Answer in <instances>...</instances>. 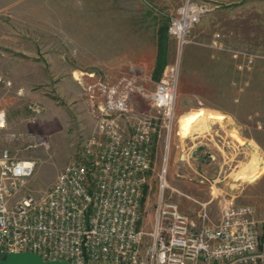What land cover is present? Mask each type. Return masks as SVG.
Returning <instances> with one entry per match:
<instances>
[{
	"label": "rangeland",
	"instance_id": "374dc122",
	"mask_svg": "<svg viewBox=\"0 0 264 264\" xmlns=\"http://www.w3.org/2000/svg\"><path fill=\"white\" fill-rule=\"evenodd\" d=\"M182 1L0 0V102L7 113L0 149L36 159L30 184L43 193L96 126L87 83L135 73L137 90L148 95L166 66L180 59L176 129L197 123L171 138L167 193L191 216L206 202L214 218L225 200L251 205L264 248V0H200L208 11L180 52L168 26ZM141 96L134 93L145 105ZM206 115L221 120L214 130L229 134L217 137L219 146L188 150L191 134L207 128ZM152 153L148 230L164 136L154 137Z\"/></svg>",
	"mask_w": 264,
	"mask_h": 264
},
{
	"label": "built area",
	"instance_id": "2783aa9c",
	"mask_svg": "<svg viewBox=\"0 0 264 264\" xmlns=\"http://www.w3.org/2000/svg\"><path fill=\"white\" fill-rule=\"evenodd\" d=\"M207 11L200 0H183L171 13L168 32L180 52ZM135 77L97 78L86 84L98 114L96 126L84 136L80 154L45 192L36 193L30 184L36 159L0 149V254L32 252L45 261L72 264H264L251 205L225 200L214 218L206 202L191 216L167 193L171 138L179 135L180 59L166 66L148 95L137 90ZM135 92L142 94L145 105ZM6 125L0 102V130ZM156 135L165 138V156L148 230L145 189Z\"/></svg>",
	"mask_w": 264,
	"mask_h": 264
},
{
	"label": "crops",
	"instance_id": "0c3cea01",
	"mask_svg": "<svg viewBox=\"0 0 264 264\" xmlns=\"http://www.w3.org/2000/svg\"><path fill=\"white\" fill-rule=\"evenodd\" d=\"M132 74L133 73H129V72L127 73V75H132ZM140 104H141V102H140ZM208 115H213V116L220 118L219 116L214 115V114H208ZM208 115H206V116H208ZM223 119H225V118H223ZM229 120L232 121V117H230ZM220 121L221 120L209 119L207 122V128H204L202 130H198V131L194 132L193 134H191L189 141H191L193 143L188 147V150L194 149L195 147L196 148L202 147L201 146L202 143H206V144L214 145V146H216V145L219 146L220 140L217 137L223 136V132L225 134H229L227 131H217V130L213 129L212 126H214V125L216 126V124L220 123Z\"/></svg>",
	"mask_w": 264,
	"mask_h": 264
},
{
	"label": "water",
	"instance_id": "95a60500",
	"mask_svg": "<svg viewBox=\"0 0 264 264\" xmlns=\"http://www.w3.org/2000/svg\"><path fill=\"white\" fill-rule=\"evenodd\" d=\"M0 264H72L66 261L48 260L45 261L39 255L32 252H10L0 254Z\"/></svg>",
	"mask_w": 264,
	"mask_h": 264
},
{
	"label": "bare ground",
	"instance_id": "6f19581e",
	"mask_svg": "<svg viewBox=\"0 0 264 264\" xmlns=\"http://www.w3.org/2000/svg\"><path fill=\"white\" fill-rule=\"evenodd\" d=\"M208 119H213V120H219L218 118H213V117H207ZM203 122V121H202ZM197 123V121H195V120H193V121H189L187 124H190L191 125V127H190V129H186L184 126H187L186 124H181V126H179V135H180V133H182L184 136H185V134L187 133V132H190L191 130H192V128H193V126L195 125ZM201 125V124H200ZM198 129V128H197Z\"/></svg>",
	"mask_w": 264,
	"mask_h": 264
}]
</instances>
